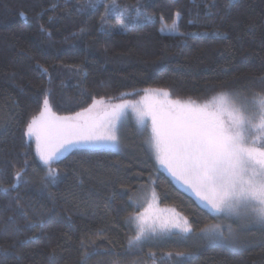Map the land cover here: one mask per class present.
Instances as JSON below:
<instances>
[{
  "label": "trees",
  "instance_id": "1",
  "mask_svg": "<svg viewBox=\"0 0 264 264\" xmlns=\"http://www.w3.org/2000/svg\"><path fill=\"white\" fill-rule=\"evenodd\" d=\"M89 2L0 0V264H50L53 247L56 264H83L94 252L87 264H177V253L195 257L186 264H264V229L242 238L241 251L199 236L220 218L158 171L146 133L131 132L121 152H69L50 164L55 183L26 135L45 99L66 117L97 100H136L148 90L195 102L264 92V0H117L151 17L139 21L106 16L112 0H95L96 10ZM173 24L183 35L161 32ZM20 169L24 178L16 181ZM150 187L158 205L186 218L192 233L130 244L128 200ZM16 196L29 220L15 209ZM34 233L35 240L26 239Z\"/></svg>",
  "mask_w": 264,
  "mask_h": 264
},
{
  "label": "snow or ice",
  "instance_id": "2",
  "mask_svg": "<svg viewBox=\"0 0 264 264\" xmlns=\"http://www.w3.org/2000/svg\"><path fill=\"white\" fill-rule=\"evenodd\" d=\"M88 7L96 10L99 5L95 0H90ZM130 12H135V16ZM105 15H115L119 18L127 16L129 20L137 21L151 19L139 10V5L121 6L117 0H112L111 5L105 9ZM101 19L104 21V17ZM120 28L125 30L123 24ZM171 31L176 35H183L177 31L175 24ZM215 34L220 35L219 32ZM155 91L162 92L165 97L169 95L164 89ZM220 95L223 98L228 94ZM232 95L238 96L239 93ZM98 103L102 101H94L92 107ZM126 106L116 105L106 114L112 126L102 134L95 131V125L79 123L84 113H77L74 117H54V121L50 122H43L44 112L39 120L34 117L27 125L26 135L36 137L40 159L45 165H49L47 178L53 183L56 182L58 172L51 169L50 164L58 155L77 146L115 144V121L122 118ZM44 108L46 112L50 111L47 99L44 100ZM91 111L92 108L85 110L88 113ZM138 114L141 121L144 116H151L152 146L160 163L165 165L174 177L187 184L218 218L222 216L225 220L264 228V92L254 93L251 100L245 98L239 107L233 104L228 120L222 119L221 111L214 106L199 105L192 100L182 102L179 99L169 101L166 106H147L146 110H141ZM23 173L24 169H20L15 173L14 179L23 180ZM16 188L17 184L13 183L11 189ZM2 190L9 192V188ZM12 201L23 218L29 220L28 209L20 202V197H13ZM134 219L138 231L130 244L139 242L148 233L158 231L179 229L183 233L193 232L186 218L162 221L159 224L146 223L143 215ZM7 220L17 224L15 216H9ZM42 225L43 221L40 222L41 227ZM20 230L18 227L17 231ZM201 233L202 238L207 239L209 244L220 245L232 251H241L247 245L231 223L211 225L202 229ZM36 238L34 233L26 239L31 241ZM96 254L98 253L87 254L83 264H87L90 255ZM177 256L183 258L177 264H186L195 258L184 253H177ZM56 257V248L53 247L49 252L50 264H56Z\"/></svg>",
  "mask_w": 264,
  "mask_h": 264
},
{
  "label": "rangeland",
  "instance_id": "3",
  "mask_svg": "<svg viewBox=\"0 0 264 264\" xmlns=\"http://www.w3.org/2000/svg\"><path fill=\"white\" fill-rule=\"evenodd\" d=\"M173 25H171L170 27L163 26L161 28V32L167 33V34H175L171 31ZM245 98H247L248 100H251L252 96H241V95L233 96L232 94H228L227 96H224L222 98L221 95H217L214 98L210 99L209 101L196 102V103L199 105L209 104L210 106L216 107L217 110L221 111L222 119L228 120L230 118L229 112L231 110L232 105L234 104L237 107H239ZM97 101H102V103H98L95 105V107H92L94 104L93 102L92 105L87 108V109L92 108V111L90 113L85 112V110L80 112V113H84V115L80 118L79 123L87 124L89 126L95 125V131L98 134L105 133L112 126L109 120V117L106 114L111 112L114 106L119 105V104H126L127 106L123 109L122 118L118 121H115V132L117 135V142L115 144L100 143L96 146H91V147L77 146L73 148L71 151L76 150V149H89V150H110V151L121 152V151L126 150L128 137H131L130 135L131 132L135 131L136 134L146 133L145 134L146 136L145 144L154 159V163L158 171L163 173L166 177H168L169 180L173 183V185L176 188H178L180 191L190 196L197 203L198 206L206 210L211 215L217 216L216 213L213 212L211 208L207 206L205 202L201 201L195 195V193L189 188L187 184H185L182 180H179L176 177H174L171 174V172L167 169V167L160 163V161L157 159L156 151L154 147L152 146L153 133H152L151 116H148V115L144 116L142 121L139 117V114H138L139 111L146 110L147 106H155V107L166 106L169 101H174L173 99H171L169 96L165 97L163 93L160 91L148 90L136 100H125V101L116 102V103L107 102L103 100H97ZM42 112L45 113L43 122L54 121V117H62V116L53 114L51 111L46 112L45 108L42 110ZM40 116L41 114L37 117L38 120ZM74 116L76 115H72V117ZM66 117H69V116H66ZM27 138L33 146L34 155H35L36 160L39 162L40 165L44 167H48L49 165H45L44 162L40 159V155L37 150L36 137L27 136ZM69 152H65V153L58 155L52 162L64 157ZM153 193L154 191L151 187L147 189L142 188L140 191L136 192L134 196H131V198H129L128 200V203L133 207V210H134V212L128 219V225L130 226L132 233H133V236L131 239L135 238L137 231H138L136 220L134 219L138 215H143L145 217L146 223L148 224H152V223L159 224L162 221H173V220H180L184 218L183 216H181L176 211L170 208L160 207L158 205L156 195L153 196ZM219 218L220 219L218 220L217 223L211 224V225L231 223L233 228L239 232L241 239L247 237L248 233L252 230L264 229V228H261L259 225L246 224L242 222H233L232 220H225L222 216ZM211 225H208V226H211ZM161 234H178V235L186 236L189 233H183L179 229H172L168 232L158 231L156 233L146 234V236L143 237L137 243L142 244L143 242H147V243L152 242L154 240L152 238L158 235H161ZM199 236L202 238L201 232ZM204 240L207 241V239H204Z\"/></svg>",
  "mask_w": 264,
  "mask_h": 264
}]
</instances>
